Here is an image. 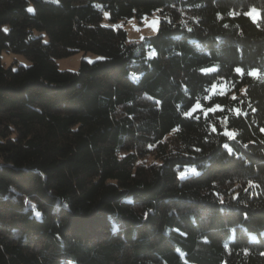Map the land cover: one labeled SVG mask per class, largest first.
Segmentation results:
<instances>
[{
	"label": "trees",
	"instance_id": "16d2710c",
	"mask_svg": "<svg viewBox=\"0 0 264 264\" xmlns=\"http://www.w3.org/2000/svg\"><path fill=\"white\" fill-rule=\"evenodd\" d=\"M0 264H264V0H0Z\"/></svg>",
	"mask_w": 264,
	"mask_h": 264
},
{
	"label": "rangeland",
	"instance_id": "374dc122",
	"mask_svg": "<svg viewBox=\"0 0 264 264\" xmlns=\"http://www.w3.org/2000/svg\"><path fill=\"white\" fill-rule=\"evenodd\" d=\"M30 9L33 10V6H30ZM248 15L250 18L259 22L261 20V10L257 7H252L248 11ZM125 29L128 32L129 42L133 44H137L139 41L143 39L145 36H150L156 33L157 29L160 27V16L157 12H154L151 15H146L140 19L133 18L127 20L124 24ZM35 35H43L45 41H48V36L44 32H39L37 30L34 31ZM152 54V51H151ZM2 62L6 66H14L17 68L19 65L28 66L31 64V61L26 58L22 54L13 53L10 51L4 50L1 53ZM102 59V56L90 52L79 51L68 57L58 58L56 59V64L61 70H71L77 71L80 67L82 60H86L88 62H94ZM253 73L256 74V71ZM229 90L228 83L224 82L221 84L215 85L212 92L213 93H227ZM149 162H153L154 158L150 157ZM183 176V175H182ZM36 215L39 216V212L35 211Z\"/></svg>",
	"mask_w": 264,
	"mask_h": 264
}]
</instances>
